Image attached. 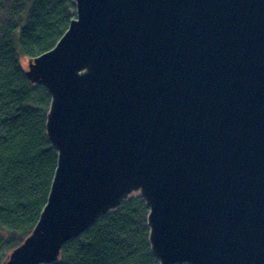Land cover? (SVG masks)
I'll return each mask as SVG.
<instances>
[{"label": "water", "instance_id": "water-1", "mask_svg": "<svg viewBox=\"0 0 264 264\" xmlns=\"http://www.w3.org/2000/svg\"><path fill=\"white\" fill-rule=\"evenodd\" d=\"M75 2L25 72L59 160L5 264L58 261L134 191L159 264H264V0Z\"/></svg>", "mask_w": 264, "mask_h": 264}, {"label": "trees", "instance_id": "trees-1", "mask_svg": "<svg viewBox=\"0 0 264 264\" xmlns=\"http://www.w3.org/2000/svg\"><path fill=\"white\" fill-rule=\"evenodd\" d=\"M76 10L75 0H0V264L39 223L59 160L47 133L52 96L30 83L20 60L54 49ZM149 213L140 194L130 195L51 264H159Z\"/></svg>", "mask_w": 264, "mask_h": 264}, {"label": "rangeland", "instance_id": "rangeland-1", "mask_svg": "<svg viewBox=\"0 0 264 264\" xmlns=\"http://www.w3.org/2000/svg\"><path fill=\"white\" fill-rule=\"evenodd\" d=\"M29 60L27 59V58H22L21 60H20V64H21V66L24 68V70L25 71H27V70H29ZM133 194H140L141 195V193L140 192H138V191H134V192H132V193H130V195H133ZM128 197H130V196H128ZM127 197V198H128ZM12 253V252H11ZM11 253L9 254V256L7 257V260L5 261V263H7V261H8V259L10 258V255H11ZM4 263V264H5Z\"/></svg>", "mask_w": 264, "mask_h": 264}]
</instances>
